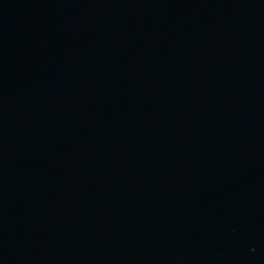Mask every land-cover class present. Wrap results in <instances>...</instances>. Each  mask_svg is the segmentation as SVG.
Masks as SVG:
<instances>
[{
	"label": "water",
	"instance_id": "1",
	"mask_svg": "<svg viewBox=\"0 0 264 264\" xmlns=\"http://www.w3.org/2000/svg\"><path fill=\"white\" fill-rule=\"evenodd\" d=\"M0 264H264V0H0Z\"/></svg>",
	"mask_w": 264,
	"mask_h": 264
}]
</instances>
